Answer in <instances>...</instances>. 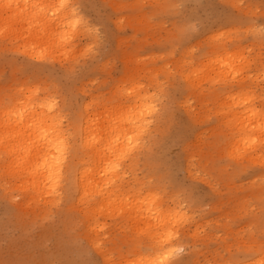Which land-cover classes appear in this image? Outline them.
Here are the masks:
<instances>
[{
  "label": "rangeland",
  "instance_id": "obj_1",
  "mask_svg": "<svg viewBox=\"0 0 264 264\" xmlns=\"http://www.w3.org/2000/svg\"><path fill=\"white\" fill-rule=\"evenodd\" d=\"M1 1L3 2L0 7L3 8H0V15L3 14L5 17L11 15L6 18L7 20L11 18L9 21L15 28L11 25L10 28L18 32L13 30L16 35L13 32V34L9 33V39L4 36L6 29L0 31V36L3 35L0 38V97L7 101L10 96L20 95V88L29 86L37 87L39 99L44 96L49 99L55 98L57 108L62 113V125L72 134L70 137L72 142L73 123L85 116L83 106L87 100L88 113L101 109L99 113L94 112L96 115L93 112L90 114L93 113L102 120L101 112L104 110V114L108 105L129 104L134 98L133 93L140 94L139 96L145 93L148 96L151 92L149 95H152L151 99H147L146 102L152 110L145 115L148 129L142 135L146 146L143 144L134 151L129 160L124 161L127 176L121 191L122 193L127 190L153 192L162 200L163 209L178 208V213L180 215L185 213L183 215L186 219L181 215L180 218L177 217L180 220H171L173 222L171 226L167 224L169 229L164 227L165 229L158 230L157 234L160 236L157 235L156 240H152L154 245L151 247L148 235L146 236L142 231L147 223L145 221L147 209L142 211L143 208L139 214L132 217L129 214V218L125 203L121 200L123 203L119 201L122 206L120 210H124V218L122 212L119 210L120 214L117 210L119 207H116L120 205L114 204L111 197L112 202L110 200L106 202L98 194H94L89 200L87 198L86 201H78L74 187L70 186L71 189L66 190V181L60 184L59 192L52 201L40 200L36 204L33 202L29 204L25 201L22 191L12 185L10 174L4 170L6 173H0V264H128L131 261L126 262L127 258H134L135 264H145V262L150 264V261L153 264H164V262L165 264H246L247 261L250 262L248 264H255L256 260L253 258L258 259L260 255L259 259H264V159L262 160L264 154H261L262 157L254 154L255 156L249 159L246 156L248 153L243 152L249 150L248 146H241L239 140L234 143L238 138L237 128L231 125L234 121L228 119L229 123L225 120L232 118L231 115L227 117L225 113L216 112L225 109L227 101L222 100L223 95L231 91L234 98H241V95L243 97L250 95L251 98L254 95L252 101L258 108L264 110V77L261 76L264 72V0H69L71 5L78 6L75 7L77 16L86 25L84 35L75 33L72 36L73 43L78 46L70 52L69 59L67 55L66 58L65 54L57 50L51 52L53 46L48 50L49 54L46 53L42 59L26 55L27 51L23 49L25 45L27 46L25 42H30L28 40L30 36L27 34V37H24L26 40L23 41L17 38L20 30L26 28L15 20L19 18L15 15L16 5L11 0ZM22 1L24 0H20V4ZM5 8L9 9L5 10ZM6 18H3L5 20L0 18L2 26L5 25ZM240 19L245 21L244 25L241 24ZM221 31L228 33L224 36ZM212 32L214 33L211 34ZM218 32L221 35L217 34ZM215 34L219 38H214ZM11 36H15L17 40ZM249 36L253 37L250 39ZM217 43L228 51L236 49L239 52L241 49L240 54L242 52L243 57L246 56V60L250 61V63L245 62L246 75L244 70L240 74L237 73L238 77L236 74L220 75L224 81L217 75L221 82L218 79L215 82L216 67V70H211L209 74V79L215 77V80L204 78L205 72L199 73L198 70L194 75V71H189L190 67L194 70V65H197L196 68L199 67L198 65ZM22 45L24 46L21 47ZM42 45L39 43V47L36 48L40 53L44 52L40 49ZM183 74L188 75L184 77L192 76V78L186 80ZM241 74L244 78L240 77ZM223 76L233 79L228 78L227 81ZM253 76L257 79L255 80ZM199 78L202 80L199 81ZM234 78H237V81ZM196 81L199 83L198 86L194 83ZM224 82H227V86L221 84ZM133 83L140 86L136 85V87ZM237 84L242 85L238 87ZM14 87H18L17 91ZM117 87L120 88L121 94ZM212 89H216L222 97L215 100L206 98L207 91ZM244 90L251 94L245 93ZM235 92H239L240 96ZM203 96L205 99L202 98ZM231 98L227 100L230 101ZM218 101L221 104H218L220 103ZM227 121L229 125L225 124ZM103 122L105 123L104 119ZM224 134L227 136L225 137ZM220 137L223 139H219ZM234 137H237L236 140ZM206 139L210 143H207ZM213 143L217 145L214 147ZM262 145L259 148L262 149L259 151L261 153L264 152V142ZM232 148L238 153L234 149L231 150ZM239 148L241 152L238 151ZM137 154L140 156L137 157ZM215 154L216 156H212ZM230 154L235 155L236 158L229 157ZM208 163L215 164L211 166ZM98 198L104 200L102 204L106 202L104 206H101ZM95 204L96 208L101 207L100 211L106 210L108 214L105 212L104 215V211L103 214L97 213L100 211L96 208L94 209L96 213H91L89 206L93 205L90 207L93 209ZM106 204L110 205L108 206L110 209L115 206L116 213L114 209L113 211L105 209ZM109 212H112V215ZM179 214L177 216H180ZM138 215V219L142 220L135 223L144 226H140L141 229L134 222V226L130 223L132 220L136 221L133 217ZM142 215L145 217L142 218ZM175 223H179L177 227ZM91 226L97 229L94 230ZM160 231L163 233L165 231L164 236L169 235L170 231L171 234L175 233L172 234V242L161 248L157 239L161 235L164 236ZM163 249L167 253L162 252ZM173 250L176 253L173 254ZM156 252L163 253H160L161 258ZM144 254L152 257L147 261L139 260ZM154 254H158L155 256L159 259L155 258ZM167 254L169 257L166 256ZM158 260H161L160 263ZM133 261L130 264H134Z\"/></svg>",
  "mask_w": 264,
  "mask_h": 264
},
{
  "label": "bare ground",
  "instance_id": "obj_2",
  "mask_svg": "<svg viewBox=\"0 0 264 264\" xmlns=\"http://www.w3.org/2000/svg\"><path fill=\"white\" fill-rule=\"evenodd\" d=\"M2 2L3 1H1L0 4ZM11 2L13 4H15L16 6H14V7H16L18 9V10L16 9L17 13H15V15H16V18L17 17H19V18L15 19V20L16 21L18 20L20 23L18 21L17 22L19 24H22L26 28L25 30H20L21 28L19 29L20 33L18 34L17 38L19 37L23 41V40H26V38H24V37L25 36L27 37V34L30 36L29 39L27 38L28 40H30V42L27 40L29 43L24 41L27 44V46L24 44L25 46L22 45L21 47L24 46L25 49H23V48L22 49L28 52V53L26 52V55H29L31 57H35L36 59H42L43 56L46 55V53L49 54L48 50L50 49L51 46L54 47V48L52 47L53 50H51V52L57 50V52L59 51V52L63 53V55L65 54L64 57H66V55L68 57L70 52H72L74 50V47L76 46L74 44L75 42L73 43L74 38L72 39V36L75 33L76 34L79 33L81 35H84V33L86 31L84 29V27L86 26L85 23L83 21H81L79 16H77L76 9H75L76 6L74 7L73 5H71L69 3V0H24L21 2V4H20V0H11ZM75 3H77V1ZM9 6L12 7V5H9ZM9 6L7 5V7H9ZM11 7H10V9L5 8V10H7V9L11 10L12 9ZM14 7H13V9H14ZM0 8L2 9L3 7H0ZM78 12H80V11H78ZM0 14H1V12H0ZM0 16H2L0 18L3 19V18H6L7 16L10 17L11 15H6V17H5L2 14ZM14 17H12V18H14ZM10 19L8 18V20H7V18H6L7 21H4V24H5V25H3L4 27L2 26L3 23L0 22L1 26H2L0 31H3L4 29H6V33L4 32L5 33L4 36H7V37H8V35L10 36L9 33L13 32L14 29H12V28H15L10 23V21H9ZM3 20H5V19H3ZM15 20H13V21H15ZM240 21H241V19H240ZM240 21L238 20V22H240ZM246 21H248V20H246ZM241 22L240 23L244 25L245 21L244 22L241 21ZM248 23H250V22L248 21ZM10 25L12 26V28H10ZM22 25H20V26H22ZM243 25H241V26H243ZM254 26H256V25H254ZM18 27H19V25H18ZM229 29L232 30L231 28H229ZM10 30H11V32H10ZM14 32H18V30L17 31L14 30ZM221 32H222L221 34L224 33V36L226 33H228L225 31L224 32L221 31ZM1 33H3V32H1ZM213 33L214 32H212L211 34H213ZM217 34H220V33L218 32ZM230 34H232V33H230ZM14 35H16V34L14 33ZM77 35H75V36H77ZM81 35H79V36H81ZM1 36L3 37L2 34H1ZM1 36H0V38H1ZM13 37H14V39L16 38L15 36H13ZM215 37H216V34L214 35V38ZM228 37L230 38V35H228ZM249 37L251 39V37H253V36H249ZM259 37H261V36H259ZM8 38L10 39V37H8ZM17 38H16V40H17ZM211 38H212V36H210V39ZM216 38H219V36ZM220 38H222V37L220 36ZM263 39H264V37H263ZM234 41H235V39H234ZM252 41H253V39H252ZM39 43L43 44L42 46H40V49L42 50V52L44 51L43 53H40L39 52L40 50L39 51L36 50ZM228 43L231 44L230 42H228ZM228 43H227V45H228ZM19 44L20 43H18V45ZM233 44H234V42L232 43V45ZM85 47H83V48H85ZM226 49L224 47L220 46V43L215 44L214 47L212 48V51L208 52L207 55L205 56L204 61L200 65H198L199 67L196 68L197 65H194L195 66V67H193L194 70L191 69V67H190L189 71H194V75L197 73L198 70H199V73L205 72L204 78L207 79V77H208V79H209L210 71L214 70L216 67L217 68V74L215 75V77L218 75L217 77L222 81H224V80L222 79V77L220 78V75H228V74H232V75L236 74L237 75V73L240 74L242 72V70H244V68L247 67L245 64L250 63V61L246 60L247 59L246 56L243 57L242 52L240 54L241 49L239 52L236 51V49H235V51H232V50L228 51ZM23 50H22V52H23ZM82 50H84V49H82ZM237 50H239V49L237 48ZM25 51L23 52L24 54H25ZM78 52H79V47H78ZM53 53L55 55H57L55 52H53ZM53 53H51V54H53ZM57 56H55V57H57ZM72 56H75V54H72ZM48 57H49V55H48ZM52 57H53V55H52ZM69 58L70 57H68V59ZM244 58H245V60H244ZM182 61H183V59H182ZM246 61H248V62L245 63ZM201 69H202V71H200ZM203 70H205V71H203ZM245 70H244V74L246 75L247 73H245ZM249 71H252V70H249ZM185 73L189 74L187 72H185ZM263 73L264 72H262V75H261L262 77H264ZM185 75L183 74V78L188 79L189 77H184ZM192 75H193V73H192ZM213 75H211V76H213ZM186 76H188V75H186ZM203 76H202V78H203ZM250 76H252V75H250ZM215 77H212V78L210 77L211 79H209V80H215ZM217 77H216L215 82L218 79ZM226 77L227 78L224 77V79H226L227 81H228V78H232L229 76H226ZM233 77H235V76H233ZM237 77H238V75H237ZM240 77H242V74ZM254 77L255 76H253V78ZM262 77H260V78H262ZM190 78H192V76ZM197 78H198V75H197ZM242 78H244V76ZM200 79L201 78H199V81H200ZM219 79H218V81H220ZM236 79L237 78H234V80H236ZM238 79H241V78H238ZM254 79L256 80L257 77H255ZM209 82L211 83V81H209ZM213 82L214 81H212V83ZM194 83L196 85L197 84L199 85L198 81H196ZM246 83H244V84H246ZM133 84L135 85V83H133ZM215 84L218 85V83H215ZM221 84L227 86V82H224ZM191 85H193V84H191ZM202 85H203V82H202ZM241 85H239V86H241ZM32 86H34V85H32ZM186 86H188V84ZM237 86H238V84H237ZM19 87H21V85ZM14 88H15L14 90L18 89V87H14ZM117 88H119V87H117ZM193 88L194 87H192V89ZM234 88H235V84H234ZM130 89L132 90V88H130ZM37 90H38L37 87L23 86L22 88L19 89V93L22 97L20 95H18L20 97H18L17 95H16L17 97L10 96L7 101H5L3 99V97H0V168H1L0 173L4 174V173H6L5 171H7V173L10 174L9 176H11V178L13 180L11 182L12 185L13 186L15 185L16 187H18L22 191V193L24 194V199L27 203L33 202L34 204H36L37 202H40V200H42V202L43 201H52L55 198L56 194L59 192L58 189H59L60 184L63 181H66V184H67L66 190L71 189L70 186L74 187L76 192H77V195H78L77 196L78 201H84V200L86 201L87 198H88L87 200H89V199H91V197L94 194L101 195L100 197H103V199L106 202H108V200H110V197H111V200H113V203L114 204L118 203V205H120L119 201L122 200V201H124V203H125L124 205L127 208L126 214L128 217H129V214L131 215V217H132V215L139 214V212L143 208H144V210H142V211H145L147 209L146 213L143 212V214L144 213L146 214L145 221L147 223L145 222L146 223L145 224L144 222H142L145 224L144 225L145 227L142 225H139V223H137V224L135 223L138 221L141 222L140 220H142V219H140V220L138 219L139 215L133 217L136 219V221L132 220V222H130V223L134 222L135 225H138L140 229H141L140 226L144 227V228H142L143 229L142 231H144L143 233H146V236L148 235V238L151 241L150 243H151V247H152L154 245V242L152 240L155 241L156 240L155 237H157V235H159V234H157L158 230H161V228H164V227L169 229V227H167V224L169 223L171 226L172 225L171 223H173V222H171V220L174 219V221H176L175 219H179L181 217V215H183L185 213L182 214L181 213L182 210H181L180 211L181 215H180L178 213L179 210H177L178 208L177 209L176 208H174V209H163L161 206L162 200L159 198V196L157 194H153V192L152 193L148 192V191L143 192L140 190H137V191L135 190V192H133L132 190H127L126 192L122 193V191H121V187L125 184L126 176H127V167H125L124 161L127 159L129 160L130 157L133 155L134 151L136 149H139L144 144V141L142 140V135L146 132V129H148L146 127L147 118L145 115H146V113L148 114V111L151 112V110H152L151 107L149 108L147 106L146 100L149 98L151 99L152 95L149 96L151 94V92H149L150 94H148V96L145 93H142L143 95H141V96H139L140 94L138 95L137 93H133L134 95L131 93L130 95L134 96L132 102H130L131 104L130 103L129 104H127V103L126 104L125 103H116L117 105L118 104L119 105L114 106L115 104L112 103L113 104V106L111 104L112 107L110 105H108L109 107H106L108 109L105 108L106 109L105 113L103 114L104 110H102V112H101V115H103L102 120L104 119L105 123L104 122L102 123V120H100L101 118H98L95 116L96 115L95 113H99V111H101V109L97 110V112L90 111V113L95 112L94 113L95 115H93V113H92V115L90 113H88L89 104L86 103L88 101L87 100L85 102L87 105L84 103V106H83L85 108V113H86L85 116H83L79 121L73 123L74 137H73V141L71 142L70 137L72 134L68 133L66 128H64L62 125V116H61L62 113H60L59 109L57 108V105L55 103L56 101H54L55 98L49 99L47 96H44V97L39 99L37 97ZM204 90H206V89H204ZM245 90H246V88H245ZM245 90H244V92L246 93L247 91H245ZM247 90H250V89H247ZM119 91H120V88H119ZM160 91L162 92V90H160ZM126 92H124V94ZM207 92H208L207 93L208 96H206V98L210 97V99L215 100L216 98L222 97V95H220L221 93L218 94L219 92L217 93L216 89L215 90L212 89V90L207 91ZM231 92L226 93L225 96L223 95V99H222L223 101L225 100V102L227 101V104L224 102L226 105L224 103H222L223 105H225L224 107H225V109L227 108V110H225V109H224L225 111L222 109H221L222 111L218 110L220 107V105H218V104H221V102H222V100L220 99L221 102L220 101H218L220 103L217 102L218 103L217 105L219 106V107H217L218 109L215 108L218 111H216V110L215 111L219 112V114H220V112L222 114L225 113L224 115L227 117H229V115H231L232 118L229 117V118L225 119L226 118L225 117L224 119L225 120L230 119L231 121L235 122V123L231 122V125H233V126L235 125V127L237 128V130H236L237 134L236 135H238V138L234 137L235 140L237 138L236 142H234V143H237L239 140L240 141L239 144H241V146L242 145L248 146L249 150L247 148H245L248 150V152H247V150L246 151L244 150L243 152L248 153V155H246V156H248L249 159H251L250 157L255 156L254 154H258V155H256L257 157L258 156L262 157L263 155H261V154H264V152L263 153L259 152L262 150V149L260 150L259 148H261V146H263L262 144L264 142V110L262 108H258V106L254 104V102L252 101V96H254V95H252L251 98L249 97L250 95L249 96L247 95L245 97H243L241 95V98H234V96H232ZM239 92H241V91H239ZM239 92H235L236 94L238 93L237 96L240 94ZM119 93L121 94V91ZM248 93L251 94V92H247V94ZM229 97H232L230 99V101L227 100V98H229ZM202 98H204V96ZM204 99H202V100H204ZM148 103H152V102H148ZM208 103H210V102H208ZM91 104H90V106H91ZM152 104H154V103H152ZM104 107H105V105H104ZM104 107H102V108H104ZM154 107H156V105ZM156 112H157V110H156ZM69 114H71V113H69ZM90 116H92V118ZM153 118H152V121H153ZM155 118H157V117L155 116ZM224 119H222V120H224ZM230 120H228L229 123H230ZM224 121H223V124H224ZM228 121H227V123H228ZM151 123H153V122H151ZM218 123H220V122H218ZM227 123H225V124L229 125V123L228 124ZM231 125H230V127H231ZM152 126L154 127L155 125H152ZM157 128H158V126H157ZM223 130H224V128H223ZM212 133H214V132H212ZM218 133L221 134L220 132H218ZM222 134H223V132H222ZM224 135H225V137L227 136L226 134H224ZM211 136H213V135H211ZM213 137H216V136H213ZM77 138H78V140H77ZM144 138H145V136H144ZM221 138L223 139V137H220L219 139H221ZM146 139H145V142L147 141ZM219 139H218V141H219ZM227 139H228V137H227ZM151 141H152V139H151ZM207 141L208 140L206 139V142ZM212 141H214V140L212 139ZM146 143H148V142H146ZM202 143H203V141H202ZM207 143H210V141ZM219 143H220V141H219ZM220 144H222V143H220ZM150 145L151 144L149 143V146ZM216 145L217 144H214V147ZM237 146H240V145L237 144ZM210 148H211V145H210ZM227 148H229V147H227ZM233 149L234 148H232L231 150H233ZM225 150H228V149H225ZM228 151H225V152L228 153ZM234 151H235V149H234ZM238 151H240V148ZM230 152L231 151H229V153ZM233 152L231 154H233ZM138 153H139V151H138ZM236 153H238V152H236ZM231 154L229 155V157L233 156ZM151 155H152V153H151ZM225 155H227V154H225ZM138 156H140V155L137 154V157ZM212 156H216V154L212 155ZM224 156H220V157H224ZM234 156H233V158L235 159L236 156H239V155L236 154V156L235 157ZM149 157H150V154H149ZM226 157L228 158V155ZM248 157H247V159H248ZM133 158H132V160H133ZM245 158L246 157H244V159ZM151 159H152V157H151ZM209 159H210V157H209ZM258 159H261V158H258ZM263 159L264 158H262V160ZM208 161L210 162L211 160H208ZM256 161H258V160L256 159ZM208 164L213 166V164H215V163H212V164L208 163ZM137 166H139V165H137ZM145 176H147V175H145ZM143 178H145V177L143 176ZM147 180H149V179H147ZM16 181H18V183ZM161 181H162V179H161ZM16 183H17V185H16ZM98 199H100V198H98ZM98 199H97V201H98ZM101 200H102V198L100 199V201ZM111 200H110V202H112ZM100 201H99V203H100ZM103 201H101L100 204H102ZM106 202H104L103 204H105ZM27 203H26V205H27ZM24 204H25V202H24ZM103 204L101 206H104ZM108 204H110V203H108ZM97 205H99V204H97ZM113 205H111V206L113 207ZM92 206L93 205L89 206V211L91 213H93V212L96 213V211H94V209L96 208V204L94 205L95 207L93 209L90 208ZM106 206H107V204H106ZM108 206H110V205H108ZM108 206L105 209H107V208L110 209ZM114 207L112 209H114ZM116 207H119V209H117L118 211L120 209H122L121 205L120 206L116 205ZM124 207H123V209H124ZM86 208L88 209V207H86ZM97 209H99V211H100L101 207L96 208V210ZM112 209H110V210H112ZM115 210L116 209H114V211ZM103 211H100L97 213H102ZM116 211L114 213H116ZM120 211H119V213H120ZM123 211H121L122 212V214L120 213L121 215L125 214V213H123ZM105 212H106V210L104 211V215H105ZM109 213H111V215H112V212H109ZM119 213H117V214H119ZM106 214H108V212H106ZM178 214L180 216H177ZM144 217L145 216L142 215V218H144ZM177 217H179V218H177ZM182 217H185V215H183ZM124 218H125V215H124ZM183 219L184 218H182V220ZM185 219H186V217H185ZM130 220L131 219H129V221ZM130 223H129V227L131 229L132 227L130 226ZM134 223H133V226H134ZM169 224H168V226H169ZM177 224H179V223H177ZM177 224L175 223L176 227H177ZM98 226H99V223H98L97 227ZM138 226H137V228H138ZM176 227H173V228L175 229ZM92 228H94V227H92ZM95 228H94V230H95ZM90 231L93 232V230H90ZM131 231H132V229H131ZM136 231L138 234V230H136ZM165 231H164V233H165ZM94 232L96 233L97 231H94ZM161 232L162 231H160V233ZM143 233H140V234H143ZM164 233H163V236L165 235ZM190 233H192V232H190ZM172 234H175V233H172ZM172 234L170 231L169 235H166L164 237H162V235H161L162 238L158 237L157 241L159 243L158 245L160 246V248L162 246H165V245L170 244L172 242V239H173ZM193 234H195V233H193ZM98 242H99V240H98ZM175 248L176 247H174V249ZM165 249H167V248H165ZM165 249H163V251L162 250L161 251L166 252V251H164ZM168 249H170V248L168 247ZM156 253H158V252H156ZM160 253H158V254L160 255ZM174 253H176V252L174 251L173 254ZM263 253H264V251H263ZM158 254H154V257L156 258L157 256H155V255H158ZM161 254H163V253H161ZM169 254H170V252H169ZM260 254L262 256V252ZM145 255L146 254L141 256V258H139V260L147 261L148 259H150V257H152V256L149 257L147 255L145 256ZM164 256H165V254H164ZM166 256L169 257L168 254ZM259 256H258V259H256L257 257L253 258L256 260V263L254 262L255 264H260V262H261V264L263 263L264 259L263 258H262L263 260L259 259ZM159 258H161V255L159 256ZM159 258L157 257V259H159ZM132 259L134 260V258H130V259L127 258L126 262H128V261L132 262L133 261ZM152 259H154V258H152ZM161 260H163V259H161ZM161 260H158L159 263ZM166 260H168V258H166ZM154 261H156V259ZM251 261L253 262V260H251ZM133 262L135 264V260ZM139 262H141V261H139ZM150 262H151L150 264H153L152 261H150ZM130 263H128V264H130ZM147 263H149V262H147ZM155 263H157V262H155ZM248 263H250V262L247 261L246 264H248ZM145 264H146V262H145ZM160 264H162V263H160ZM164 264H165V262H164Z\"/></svg>",
  "mask_w": 264,
  "mask_h": 264
}]
</instances>
